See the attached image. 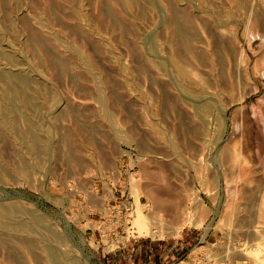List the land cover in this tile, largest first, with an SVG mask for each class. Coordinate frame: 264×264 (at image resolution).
Instances as JSON below:
<instances>
[{
    "label": "rangeland",
    "instance_id": "rangeland-1",
    "mask_svg": "<svg viewBox=\"0 0 264 264\" xmlns=\"http://www.w3.org/2000/svg\"><path fill=\"white\" fill-rule=\"evenodd\" d=\"M0 236V264H264V0H0Z\"/></svg>",
    "mask_w": 264,
    "mask_h": 264
},
{
    "label": "bare ground",
    "instance_id": "bare-ground-1",
    "mask_svg": "<svg viewBox=\"0 0 264 264\" xmlns=\"http://www.w3.org/2000/svg\"><path fill=\"white\" fill-rule=\"evenodd\" d=\"M173 15H174V19H172V23L175 25L176 34H177L179 40L182 42V44L187 47V35H186V30L187 29L183 26L182 21L180 20V18H178V14H176V15L173 14ZM52 61L54 63H59V65L62 66V63L59 62L57 59L52 58ZM8 79L10 81H18L17 82V86L14 87L17 90H19V88H21L20 85H23L22 84L23 82H21L22 80H17V79H15L12 76H8ZM4 107L8 111H10V112L12 111V108L10 107V104L7 101L4 102ZM1 243H2V238L0 236V244Z\"/></svg>",
    "mask_w": 264,
    "mask_h": 264
}]
</instances>
